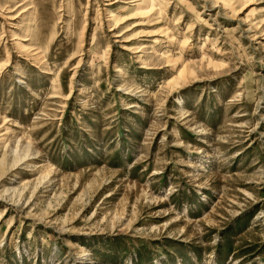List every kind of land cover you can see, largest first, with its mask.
<instances>
[{
	"label": "rangeland",
	"instance_id": "rangeland-1",
	"mask_svg": "<svg viewBox=\"0 0 264 264\" xmlns=\"http://www.w3.org/2000/svg\"><path fill=\"white\" fill-rule=\"evenodd\" d=\"M0 264H264V0H0Z\"/></svg>",
	"mask_w": 264,
	"mask_h": 264
}]
</instances>
